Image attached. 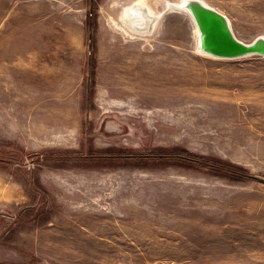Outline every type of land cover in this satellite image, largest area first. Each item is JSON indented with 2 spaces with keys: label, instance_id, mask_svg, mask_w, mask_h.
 Listing matches in <instances>:
<instances>
[{
  "label": "rangeland",
  "instance_id": "rangeland-1",
  "mask_svg": "<svg viewBox=\"0 0 264 264\" xmlns=\"http://www.w3.org/2000/svg\"><path fill=\"white\" fill-rule=\"evenodd\" d=\"M140 1L0 0V264H264V57L202 54L181 0L114 28Z\"/></svg>",
  "mask_w": 264,
  "mask_h": 264
},
{
  "label": "water",
  "instance_id": "water-1",
  "mask_svg": "<svg viewBox=\"0 0 264 264\" xmlns=\"http://www.w3.org/2000/svg\"><path fill=\"white\" fill-rule=\"evenodd\" d=\"M183 7L192 15L198 28L199 47L203 53L228 60L264 57V37H258L249 44L242 42L234 35L228 18L201 0H186ZM178 9L177 6H167V10Z\"/></svg>",
  "mask_w": 264,
  "mask_h": 264
},
{
  "label": "bare ground",
  "instance_id": "bare-ground-1",
  "mask_svg": "<svg viewBox=\"0 0 264 264\" xmlns=\"http://www.w3.org/2000/svg\"><path fill=\"white\" fill-rule=\"evenodd\" d=\"M184 2H186V0H181L179 3H175V4L168 2V3H166V7L169 6V5H173V6L179 7L178 11H183V12L187 13L192 18L193 23L195 24L192 15L189 13V11L187 9H185L183 7ZM138 3L136 5L132 4V5L127 6L126 8H124V11H122L123 18L121 19V21H116L113 18L110 19V21H111L112 25L114 26V28L119 29L121 31H124L125 33H127V34H129L131 36L140 35L141 31L143 32L145 29L149 28V26H151L150 28L152 30L158 28V24L159 23L157 21V16H156V15H158V13H156V11L152 7L148 6L149 4L145 5L143 2H141V4H138ZM145 6L147 8L146 11H148L147 14H144L143 12L139 11L140 9L138 8V7H142L143 8ZM194 32H195V35H196V38H197L198 50L200 52H202L200 50V47H199L200 34L198 32V28H197L196 24H195V27H194ZM202 54H204V53L202 52ZM126 94H127V92H126ZM195 97H197V96H195Z\"/></svg>",
  "mask_w": 264,
  "mask_h": 264
},
{
  "label": "flooded vegetation",
  "instance_id": "flooded-vegetation-1",
  "mask_svg": "<svg viewBox=\"0 0 264 264\" xmlns=\"http://www.w3.org/2000/svg\"><path fill=\"white\" fill-rule=\"evenodd\" d=\"M26 209L22 210V211H25Z\"/></svg>",
  "mask_w": 264,
  "mask_h": 264
},
{
  "label": "crops",
  "instance_id": "crops-1",
  "mask_svg": "<svg viewBox=\"0 0 264 264\" xmlns=\"http://www.w3.org/2000/svg\"><path fill=\"white\" fill-rule=\"evenodd\" d=\"M123 96V95H122ZM126 96V95H125Z\"/></svg>",
  "mask_w": 264,
  "mask_h": 264
}]
</instances>
